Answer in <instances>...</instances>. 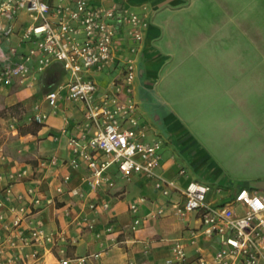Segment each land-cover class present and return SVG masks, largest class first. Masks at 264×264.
<instances>
[{
  "label": "crops",
  "instance_id": "1",
  "mask_svg": "<svg viewBox=\"0 0 264 264\" xmlns=\"http://www.w3.org/2000/svg\"><path fill=\"white\" fill-rule=\"evenodd\" d=\"M92 1L116 10H134L146 19L134 97L147 136L157 135L163 141L158 172L185 183L196 175L178 176L180 166L186 169L190 164L197 173L205 169L211 174V166L219 162L229 171L264 177V0ZM15 42L13 35L9 42L1 40V46L6 50ZM166 52H171L173 65L161 68ZM46 68L32 86L0 85V212L4 216L0 243L11 234L6 226L12 224L17 208H33L27 197L33 188L42 206L33 208L31 222L41 226L49 240L23 251L37 249L45 264H56L60 257L74 262L83 259L79 264H163L172 240L187 236L188 217L180 219L168 211L159 215L157 209L164 198L155 190L154 179L140 173L121 176L111 165L106 171L111 185L90 184L86 162L69 144L70 137L79 132L75 124L81 118L80 109L60 98L53 112L45 101V95L64 82L67 73L64 70V76L46 79ZM164 72L171 75V82H157L156 88L163 101L171 100L173 111L161 112V124L155 126L149 121L152 104L147 98L140 99L137 89L146 79ZM108 78L96 74L101 86ZM215 107H220L215 122L224 131L221 147L225 155L218 160L184 115L187 112L195 123L204 109ZM19 108L26 109L22 117ZM42 113L47 116L34 117ZM166 136L178 139L177 147L167 145ZM231 140L235 151L225 149ZM228 153L236 159L229 162ZM51 158L56 159L54 164ZM22 170L26 174L18 177ZM64 176H69L67 183H62ZM59 185L62 191H57ZM19 194L24 195L21 201ZM141 196L145 201L133 213L130 204ZM135 217L141 222L133 226ZM25 225L23 221L22 228ZM208 243L201 240L205 247ZM16 254L15 248L0 252V264H24Z\"/></svg>",
  "mask_w": 264,
  "mask_h": 264
},
{
  "label": "built area",
  "instance_id": "2",
  "mask_svg": "<svg viewBox=\"0 0 264 264\" xmlns=\"http://www.w3.org/2000/svg\"><path fill=\"white\" fill-rule=\"evenodd\" d=\"M146 25L143 15L134 10H116L92 0H0V85L32 86L38 73L52 62L61 63L67 79L50 90L45 101L53 112L60 98L80 109L82 115L75 124L79 132L70 137L69 144L86 162L90 184L111 185L106 175L111 165L121 176L140 173L154 179L155 190L164 198L157 209L159 215L168 211L180 219L188 217L187 236L172 240L163 264H264V188L213 186L196 178L180 183L178 178L158 172L163 141L157 135L147 136L134 97ZM13 35L16 42L4 50L1 40L9 42ZM99 73L109 75L102 86L96 79ZM46 116L34 117L40 120ZM55 161L50 159L53 164ZM177 173L181 177L187 171L180 167ZM25 174L22 170L18 177ZM68 179L64 176L62 183ZM61 187L57 186V191H62ZM223 190L231 193L218 195ZM27 197L34 209L42 206L35 189L29 188ZM17 199L23 200L24 195ZM143 201L141 196L131 202V211L136 213ZM33 208H17L12 224L6 226L11 234L0 243V252L15 248L24 264H45L37 249L23 251L49 240L41 226L32 224ZM3 218L0 212V220ZM23 221L26 225L22 228ZM140 222L135 217L132 224ZM201 240L210 243L205 247ZM80 261L83 259L74 262L60 257L56 264Z\"/></svg>",
  "mask_w": 264,
  "mask_h": 264
},
{
  "label": "rangeland",
  "instance_id": "3",
  "mask_svg": "<svg viewBox=\"0 0 264 264\" xmlns=\"http://www.w3.org/2000/svg\"><path fill=\"white\" fill-rule=\"evenodd\" d=\"M165 55H166V58L160 60L161 64L159 66H161V68L171 67L173 65V60L171 58V52H166ZM64 74H65L64 69L60 66V64L58 62H52L46 68L44 72V77H46V79L47 78L57 79L58 77L64 76ZM163 80H169V82H171V75L170 74L167 75L165 74V72L164 74H158L157 76H155L154 79H146L145 83L143 82L141 84L142 88L137 89L138 97L140 99L147 98L152 104V107H150V110H149V114L151 115L149 116V121H150V124H153L155 126L161 124V119H162L161 112L164 111L167 113H171L173 111L171 100L163 101L162 96L160 95L161 91H158L156 88L157 82L161 83ZM171 93L172 92L170 90L169 94ZM169 99H171V97H169ZM157 103L158 105L156 106ZM157 109H159L160 111H158ZM183 109L184 111H186L187 107L184 106ZM25 110H26L25 108L18 109L17 113H19L20 117H22L23 111L25 112ZM216 111H220V107L204 109L203 112L200 113L201 115L198 116L199 120L196 121L195 123L190 122L191 118L187 112L184 115H185V121L187 122L188 126H190L196 132V134L202 140L203 144H205V146L210 151V154L214 158L217 157V160H218L225 154H223L222 147H221L224 131L220 128L219 124L215 122L217 119L216 117H219V114H216ZM187 124H185V128L187 127ZM177 141L178 139L175 140L173 136H168V137L166 136L165 143L169 145L170 147H172V145H176L175 147H177L178 145L176 144ZM229 144L230 145L225 144V147H227L225 149L229 150V148L232 147V149L235 151L236 146L234 145L232 140ZM233 153H228V155H226V156H229V162L230 160L234 161L236 159V155H234ZM186 169H187L186 174L196 175V179L212 184L213 186L221 185L224 187H231V186H235V182L237 183V182H243V181H250L251 185H253L254 187L264 188V177H261V178L252 177L250 175L251 174L250 171H243V172H238L234 170L229 171L227 169H224L219 162H217L214 166H211L210 171L213 174L208 173L205 169H201L197 173L194 171L193 167L190 164H187ZM228 180H232V181L230 182ZM230 193L231 191L223 190L218 195L228 196Z\"/></svg>",
  "mask_w": 264,
  "mask_h": 264
}]
</instances>
